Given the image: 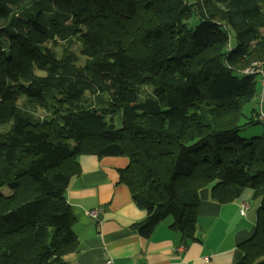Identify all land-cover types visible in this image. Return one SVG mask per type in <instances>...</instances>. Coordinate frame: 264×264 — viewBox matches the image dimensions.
<instances>
[{"label":"trees","instance_id":"16d2710c","mask_svg":"<svg viewBox=\"0 0 264 264\" xmlns=\"http://www.w3.org/2000/svg\"><path fill=\"white\" fill-rule=\"evenodd\" d=\"M60 44L59 56L48 47ZM252 62L264 68V0H0V264H67L77 252L65 194L82 155L128 159L119 177L146 213L133 225L143 239L171 218L195 241L203 189L220 204L252 190L256 232L236 264H264ZM86 92L118 117L75 107Z\"/></svg>","mask_w":264,"mask_h":264},{"label":"crops","instance_id":"0c3cea01","mask_svg":"<svg viewBox=\"0 0 264 264\" xmlns=\"http://www.w3.org/2000/svg\"><path fill=\"white\" fill-rule=\"evenodd\" d=\"M128 163L126 157L78 158L79 175L71 179L65 194L78 248L67 264H236L242 259V247L257 227L260 201L252 190L220 204L211 198L210 187L203 189L195 241L182 240L169 218L143 239L133 225L143 222L146 213L134 204L119 177ZM243 204L248 209L240 216ZM95 209L102 210L100 225L85 215Z\"/></svg>","mask_w":264,"mask_h":264},{"label":"rangeland","instance_id":"374dc122","mask_svg":"<svg viewBox=\"0 0 264 264\" xmlns=\"http://www.w3.org/2000/svg\"><path fill=\"white\" fill-rule=\"evenodd\" d=\"M62 44H60V47H56V48H52V45L48 46L50 47L58 56L61 54V47ZM77 52V51H76ZM77 58H78V62H77V66L82 65L83 64V57L78 53L77 54ZM254 62H252L245 70L252 68V64ZM259 64V63H258ZM260 69H253V73L252 74H244V75H256L259 78L260 81V86H261V75L259 74L258 70H261L264 73V68L261 66V64H259ZM244 70V71H245ZM243 71V72H244ZM35 74L39 75V76H44L43 72L38 71L37 69L35 70ZM264 75V74H263ZM60 91V90H59ZM60 98L63 96V94H60ZM23 98H20L17 100V105L20 106L23 103ZM51 101H50V97L47 98L46 101V107H48L50 105ZM75 107H79V108H94L96 111H101L103 113H106V118H110V116H113L115 119L117 116L115 108L113 106V104H111V102L108 100L107 96L104 93H93V92H86V94L83 97V100L80 102L75 103ZM256 108V101L250 103L249 105H247L244 110L243 113L245 116H250V112L252 109ZM44 110V109H42ZM40 118H44L45 114L43 111H40L39 113ZM117 121V120H116ZM263 134V127L262 126H257V127H247L245 129H243L242 131H240L239 136L243 139H250L252 137H256V136H260ZM170 220H172L171 218H169Z\"/></svg>","mask_w":264,"mask_h":264},{"label":"built area","instance_id":"2783aa9c","mask_svg":"<svg viewBox=\"0 0 264 264\" xmlns=\"http://www.w3.org/2000/svg\"><path fill=\"white\" fill-rule=\"evenodd\" d=\"M252 68H249L247 70H245L243 73L244 74H252L253 73V69H260L258 67H260V65L258 64V62H254L251 66ZM259 74L261 75V86H260V91L258 94V111H259V116H258V120L259 121H264V73L261 70H258ZM248 209V206L246 204H243L240 210V216L245 215L246 211ZM85 215L87 217H89L90 219L94 220L97 224H101V215H102V210L101 209H95V210H88L85 211ZM106 264H110V263H106Z\"/></svg>","mask_w":264,"mask_h":264}]
</instances>
